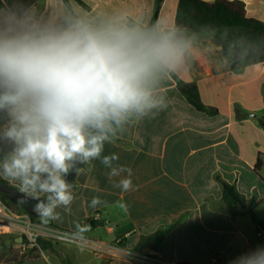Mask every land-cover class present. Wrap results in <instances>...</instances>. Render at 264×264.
Segmentation results:
<instances>
[{"label":"crops","instance_id":"1","mask_svg":"<svg viewBox=\"0 0 264 264\" xmlns=\"http://www.w3.org/2000/svg\"><path fill=\"white\" fill-rule=\"evenodd\" d=\"M1 1L5 8L0 10V36L69 27L56 28L70 19L62 0H43L40 13L39 0ZM81 1L88 9L71 0L76 18L95 26L118 23L141 28L150 22L155 6L154 0ZM239 1L248 17L264 22V0ZM178 3L164 0L157 22L160 32L176 31ZM232 33L206 29L193 34L179 62L159 72L150 85L153 98H163L167 107L159 112L152 109L143 117L130 115L114 142H105L102 155L115 153L119 159L113 166L132 169L135 190L113 187L110 169L100 160L81 163L70 183L74 195L70 211L61 206L56 209L60 219L47 220L52 228L83 240L69 243L75 249L69 244L57 247L67 264L81 263L82 252L92 253L98 264H137L126 256L96 253L86 243L119 245L132 253L186 264H212L218 254L232 260L264 247V237L258 236L252 219L232 218L222 200L220 179L234 184L246 199L256 195V211L264 202V129L258 124V118L264 117V62L247 65L241 72L232 70L221 45ZM190 83L196 84L201 102L216 109L215 114L189 103L184 91ZM236 105L248 114L239 118ZM12 149L10 142L0 139V164ZM0 176L19 191L18 181ZM126 176L121 173L112 180ZM93 197L107 206L93 208ZM117 201L129 206L127 213L112 206ZM76 222L91 228L78 233ZM162 229L168 232L155 249L153 245L149 250L138 248L142 236Z\"/></svg>","mask_w":264,"mask_h":264},{"label":"clouds","instance_id":"2","mask_svg":"<svg viewBox=\"0 0 264 264\" xmlns=\"http://www.w3.org/2000/svg\"><path fill=\"white\" fill-rule=\"evenodd\" d=\"M182 55L172 35L118 23L77 20L61 31L0 36V113L8 117L0 139L13 145L0 174L19 182L45 221L60 219L61 206L70 211L74 195L65 177L77 163L98 159L110 169L113 187L135 190L132 169L113 166L115 153L102 155L105 142H114L130 115L167 107L163 98H153L150 85ZM121 173L127 176L112 180ZM98 205L107 202L93 197L91 206ZM112 206L129 209L123 201ZM75 227L81 234L91 228L78 222ZM233 264H264V247Z\"/></svg>","mask_w":264,"mask_h":264},{"label":"trees","instance_id":"3","mask_svg":"<svg viewBox=\"0 0 264 264\" xmlns=\"http://www.w3.org/2000/svg\"><path fill=\"white\" fill-rule=\"evenodd\" d=\"M64 5L70 12L68 21L57 24V29H63L72 25L78 19L73 11L71 0H62ZM79 6L88 9V6L81 0H74ZM154 12L150 22L146 26H141L144 31L154 32L156 34H165L160 32L157 27L158 16L164 3V0H154ZM43 0H39L38 13L43 8ZM5 5L0 0V10L4 9ZM39 15V14H38ZM176 31L181 33V36L176 41L181 45L182 49H186V42L190 37L203 30L226 29L232 30L233 33L226 41L221 43L222 51L228 60L229 66L236 72H241L247 65L264 62V22L247 16L245 4L239 0H214L206 2L204 0H179L176 12ZM86 21V20H84ZM92 24L89 21H86ZM129 25L134 22L130 21ZM94 25V24H92ZM95 26V25H94ZM180 85L184 83L178 80ZM187 90L184 91L189 103L198 111L215 114L217 111L214 108L206 107L200 99L199 91L195 83L186 84ZM236 114L239 118L246 116L248 113L240 106L236 105ZM8 117L6 113H0V125L7 123ZM258 124L264 129V117L258 118ZM259 168V163L256 169ZM0 181L10 185L7 181L1 178ZM222 185V200L227 213L236 218L239 216H248L256 225L258 233L264 237V220L256 214L258 205L257 197L254 195L250 199H246L241 195L234 184H229L220 179ZM0 199L12 210H19L22 213L25 211L15 199L7 194L0 192ZM34 220L37 219L31 215ZM167 229H162L154 234L142 236L138 243L140 250H149L152 245L160 244ZM39 247L43 251L51 252L53 255L60 258L62 264H67L66 260L61 256L60 252L54 247L51 241L39 239ZM20 264V263H18ZM186 264V263H182Z\"/></svg>","mask_w":264,"mask_h":264},{"label":"built area","instance_id":"4","mask_svg":"<svg viewBox=\"0 0 264 264\" xmlns=\"http://www.w3.org/2000/svg\"><path fill=\"white\" fill-rule=\"evenodd\" d=\"M30 213H16L12 211L2 200H0V235L15 234L22 242L33 247H39L38 241L42 238H51L66 242H83L81 237L58 231L50 225L43 226L35 222ZM261 237L262 234L258 233ZM92 249L110 255H122L134 260L137 264H182L166 261L151 254H140L125 251L119 245H106L103 243H86ZM238 258V257H237ZM228 260L225 256L218 254L212 257V264H233L237 259Z\"/></svg>","mask_w":264,"mask_h":264},{"label":"rangeland","instance_id":"5","mask_svg":"<svg viewBox=\"0 0 264 264\" xmlns=\"http://www.w3.org/2000/svg\"><path fill=\"white\" fill-rule=\"evenodd\" d=\"M1 200V199H0ZM12 210V209H11ZM14 211V210H12ZM14 212L21 214L19 210ZM258 217L264 216V202L256 211ZM36 223L49 226L48 221L37 220ZM51 241L54 247L67 245L70 242L58 241L51 238H42ZM264 241V240H263ZM71 249H75V244H69ZM96 253H100L94 250ZM60 258L51 252L43 251L40 247H33L22 242L15 234L0 235V264H59ZM99 261L92 253L85 254L82 252V261L78 264H98Z\"/></svg>","mask_w":264,"mask_h":264},{"label":"water","instance_id":"6","mask_svg":"<svg viewBox=\"0 0 264 264\" xmlns=\"http://www.w3.org/2000/svg\"><path fill=\"white\" fill-rule=\"evenodd\" d=\"M165 34H170L172 35L173 39L176 41L177 39L180 38L181 33L178 31H169L166 32ZM81 166V163H77L75 166V170H70V172L66 175L65 179L66 181L70 184L75 175L77 170L79 169V167ZM0 192L9 195L10 197H12L13 199H15L17 201V203L28 213H30L34 218L40 219V217H38L36 215V213L33 211L35 204L37 203V201L32 200L30 198H27L24 196V194H22L20 191H18L16 188L12 187L11 185H8L2 181H0ZM153 249H155V245L152 246Z\"/></svg>","mask_w":264,"mask_h":264}]
</instances>
